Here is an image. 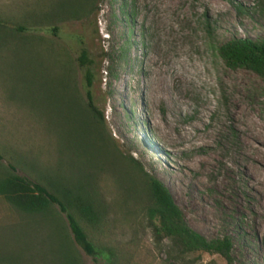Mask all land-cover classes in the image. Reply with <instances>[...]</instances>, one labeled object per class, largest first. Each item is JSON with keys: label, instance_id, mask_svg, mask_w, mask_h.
I'll return each instance as SVG.
<instances>
[{"label": "rangeland", "instance_id": "374dc122", "mask_svg": "<svg viewBox=\"0 0 264 264\" xmlns=\"http://www.w3.org/2000/svg\"><path fill=\"white\" fill-rule=\"evenodd\" d=\"M32 1L0 0V14ZM97 7L59 22L56 34L48 25L24 36L0 32V173L10 162L29 177L42 170L63 184L98 187L109 204L104 239L126 244L132 264H226L219 254L179 256L168 239L155 241L144 188H131L124 157L132 155L170 190L190 228L230 238L233 264H264V172L256 174L264 159L251 158L264 143L239 138L247 114L264 122V77L230 68L217 50L235 36L264 38V0H97ZM49 46L67 52L75 94L61 51ZM82 48L93 60L92 103L113 146L83 121ZM31 154L34 168L24 163ZM53 209L71 236L65 214ZM54 220L0 196V253L53 264ZM73 248L82 264L104 263Z\"/></svg>", "mask_w": 264, "mask_h": 264}, {"label": "trees", "instance_id": "16d2710c", "mask_svg": "<svg viewBox=\"0 0 264 264\" xmlns=\"http://www.w3.org/2000/svg\"><path fill=\"white\" fill-rule=\"evenodd\" d=\"M81 1L79 5H73L70 0L66 2L59 0L55 3L51 1L50 4L45 0L24 3L15 14H0V32H16L17 35L24 36L28 31L34 32L43 25H48L49 30L56 34L59 22L86 18L98 10L97 0ZM37 42L39 43V40ZM49 49L61 51L59 54L64 57V69L69 73L68 86L71 87V93L75 94V81L67 52L61 46L57 48L49 46ZM217 50L230 68L248 67L264 77V38L235 36L220 43ZM78 59L80 65L86 68L87 112L82 109L85 112L83 121L93 126L102 141H107L113 146L107 136L103 116L92 103L90 86L93 72L90 65L93 60L88 57L85 48L81 49ZM72 101H76L74 95L70 97L71 104ZM37 151H40V148ZM33 155L31 154V159L24 162L30 168L35 167ZM124 158L126 165L131 169V176L134 177L131 188L136 189L141 185L144 188L146 198L143 199L145 201L142 202V207L147 225L151 227L156 242L168 239L179 256L193 254L198 259L201 253L206 252L219 254L226 260V264H233L232 242L228 236L207 238L190 228L170 190L159 179L144 170L135 157L128 155ZM16 170L17 167L8 162L7 167L0 173V196L24 213L43 217L45 221L50 217L55 219L56 225L52 229L55 243L52 250L53 264H82L74 252L73 243L94 260L102 259L103 264H132V254L126 244L104 239L109 204L102 198L98 187L92 186L85 190L82 184L77 186L63 184L47 176L42 170L33 177L19 174ZM138 196V192H135L131 199L136 200ZM53 206H57L58 210L65 214L71 236L66 233ZM3 252L0 253V264H21L25 258L21 256H24V253L20 251Z\"/></svg>", "mask_w": 264, "mask_h": 264}, {"label": "bare ground", "instance_id": "6f19581e", "mask_svg": "<svg viewBox=\"0 0 264 264\" xmlns=\"http://www.w3.org/2000/svg\"><path fill=\"white\" fill-rule=\"evenodd\" d=\"M240 110L246 114L248 113L243 108H240ZM246 121H247L248 127H245L242 129V132L244 133V135L239 137L240 140H242L243 144L245 146H249L254 141L264 143V122L263 123L260 122L254 116H250V114L249 115L247 114ZM259 152L260 154L258 153L257 156L256 155L251 156V158L256 162H260L261 160L264 159L263 150L260 149ZM261 165H264V161L261 162ZM262 172H264V170L263 171L257 170L256 174L260 176Z\"/></svg>", "mask_w": 264, "mask_h": 264}]
</instances>
